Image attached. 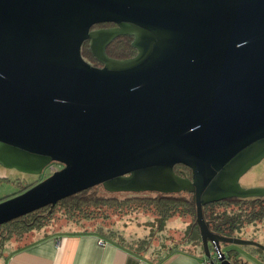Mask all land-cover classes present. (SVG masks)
Instances as JSON below:
<instances>
[{
  "label": "water",
  "instance_id": "95a60500",
  "mask_svg": "<svg viewBox=\"0 0 264 264\" xmlns=\"http://www.w3.org/2000/svg\"><path fill=\"white\" fill-rule=\"evenodd\" d=\"M121 35L135 56L107 54ZM263 158L264 0H0V163L61 165L0 201V225L100 184L189 192L205 255L239 264L222 243L264 246L213 232L203 206L264 197L240 183Z\"/></svg>",
  "mask_w": 264,
  "mask_h": 264
},
{
  "label": "trees",
  "instance_id": "16d2710c",
  "mask_svg": "<svg viewBox=\"0 0 264 264\" xmlns=\"http://www.w3.org/2000/svg\"><path fill=\"white\" fill-rule=\"evenodd\" d=\"M133 40L134 37L131 35L117 37L108 45L107 54L116 59H126L135 56L138 50L133 46ZM82 54L93 65L98 62L90 49V41H86L83 44ZM175 170L180 175L192 177V170L187 166L176 165ZM99 186H102V184L71 195L59 201L54 208L48 205L1 224L0 256L3 255L6 246L13 239L20 241L27 238L31 233L44 229L53 219V216L56 215L55 213L58 212L62 215L67 214L66 217L70 220L80 222L99 217L107 219L109 218L108 212L112 210L118 209L122 212L125 209L143 208L146 211L153 212V215H156L161 220L174 216H188L191 218L193 227L200 231V226L197 222V204L193 195L189 192H147L150 193L147 195H143L146 194V192H143L119 198L116 195H110L109 193L111 192L108 191V194H101ZM203 210L205 219L213 232L231 237L235 231L247 225L264 221V197H229L208 203L203 206ZM99 221L91 229L83 231H92L129 249H133L143 256L148 254L152 258L156 256V250L163 248L154 243V238L149 233L144 235L135 234L132 241L116 229L105 227L106 220ZM224 244L226 246L229 245L227 243ZM227 253L231 260L238 261L239 255L237 251L229 250Z\"/></svg>",
  "mask_w": 264,
  "mask_h": 264
},
{
  "label": "rangeland",
  "instance_id": "374dc122",
  "mask_svg": "<svg viewBox=\"0 0 264 264\" xmlns=\"http://www.w3.org/2000/svg\"><path fill=\"white\" fill-rule=\"evenodd\" d=\"M56 167L61 166L59 163H55ZM50 175V171L47 168L42 174H33L21 171L16 168L5 167L0 163V201L10 198L16 194L23 192V190L30 188L36 183L40 182L44 178ZM240 183L244 188H264V158L252 168H250L240 179ZM101 194H108L107 191L99 186ZM110 195L118 196L119 198H125L126 196H132L133 193L118 192L109 193ZM141 194V193H140ZM150 193L143 194L147 195ZM53 219L49 222L44 229L49 231H70V230H86L91 229L96 225L99 220H106L105 227L114 228L120 233H123L129 240L134 239V235L151 234L154 238V243L161 247H175L181 246L188 250H196L198 247L202 248L203 241L201 232L194 228L191 218L188 216H174L165 220H161L153 212L146 211L143 208L139 209H125L124 211L112 210L108 212L109 218H95L93 220H83L80 222L70 220L66 215L61 213H55ZM79 223V224H78ZM104 223V222H103ZM257 226L256 232L253 233V227L248 230L247 226L239 229L233 233L231 237L252 241L264 246V237L261 230V223H254ZM261 233V235H260ZM12 241H17L13 239ZM222 249L224 252L229 250H235L238 255L243 259L253 264L252 255L254 252L257 254V260L255 258V264H264V249L255 244H229L222 243ZM229 249V250H228ZM210 250L212 256H216V249L210 244Z\"/></svg>",
  "mask_w": 264,
  "mask_h": 264
},
{
  "label": "crops",
  "instance_id": "0c3cea01",
  "mask_svg": "<svg viewBox=\"0 0 264 264\" xmlns=\"http://www.w3.org/2000/svg\"><path fill=\"white\" fill-rule=\"evenodd\" d=\"M250 227L255 233L257 226L250 224L247 229ZM261 230L264 237V221ZM251 253L255 264L257 254ZM155 254L153 258L148 254L143 256L92 231L42 229L20 241H11L0 256V264H207L201 246L196 250L163 247ZM241 256L239 263L241 260L242 264H249Z\"/></svg>",
  "mask_w": 264,
  "mask_h": 264
},
{
  "label": "built area",
  "instance_id": "2783aa9c",
  "mask_svg": "<svg viewBox=\"0 0 264 264\" xmlns=\"http://www.w3.org/2000/svg\"><path fill=\"white\" fill-rule=\"evenodd\" d=\"M60 168H61V166H57V167H56L55 162L51 163V164L48 166V169H49V171H50V175H51L53 172H55L56 170L60 169ZM103 241H104V240H103ZM103 241H102V242H103ZM217 256H218V254H217L215 257H214V256H211V257L206 256V263H207V264H212V259L216 260V259H217Z\"/></svg>",
  "mask_w": 264,
  "mask_h": 264
},
{
  "label": "flooded vegetation",
  "instance_id": "af4514ba",
  "mask_svg": "<svg viewBox=\"0 0 264 264\" xmlns=\"http://www.w3.org/2000/svg\"><path fill=\"white\" fill-rule=\"evenodd\" d=\"M117 26L115 23H101V24H97L93 27V29H106V28H112V27H115ZM94 65H97V66H102V64L100 62H96ZM239 264H242V261L240 260V263Z\"/></svg>",
  "mask_w": 264,
  "mask_h": 264
}]
</instances>
